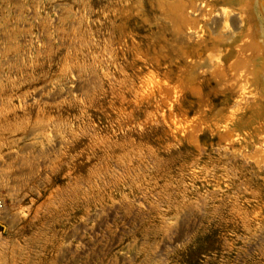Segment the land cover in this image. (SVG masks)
I'll return each instance as SVG.
<instances>
[{
    "label": "rangeland",
    "instance_id": "374dc122",
    "mask_svg": "<svg viewBox=\"0 0 264 264\" xmlns=\"http://www.w3.org/2000/svg\"><path fill=\"white\" fill-rule=\"evenodd\" d=\"M174 1L0 0V264H264V0Z\"/></svg>",
    "mask_w": 264,
    "mask_h": 264
},
{
    "label": "bare ground",
    "instance_id": "6f19581e",
    "mask_svg": "<svg viewBox=\"0 0 264 264\" xmlns=\"http://www.w3.org/2000/svg\"><path fill=\"white\" fill-rule=\"evenodd\" d=\"M187 1V0H185ZM185 1L182 0H175L174 4H172L170 10L168 11V18L169 19H175L178 20V25H177V38H186L189 40V43H200L202 42L199 38L197 37V30H195V27L192 24L195 23L196 19L198 20L199 18H206L213 13V15H218L222 17H226L229 12H230V1L231 0H224V3L217 8H214L210 2V0H188L187 5ZM157 2V1H156ZM171 2V0H170ZM163 3V1H162ZM185 3V4H184ZM164 4V3H163ZM157 5V4H156ZM174 5V6H173ZM211 6L214 8L212 9ZM160 9V8H159ZM161 10V9H160ZM164 11V10H162ZM199 12V13H198ZM161 13V12H160ZM167 13V12H166ZM162 16V15H161ZM166 16V15H165ZM164 16V17H165ZM188 16H191L192 19H189ZM162 17V18H164ZM190 17V18H191ZM122 18V17H121ZM168 18L164 21H168ZM215 17L212 19L214 20ZM112 20V19H111ZM166 21V22H167ZM171 21V20H169ZM207 22V21H206ZM219 22V21H218ZM177 23V22H176ZM172 24H175L174 22ZM198 25V24H197ZM206 25V23H205ZM210 26V25H208ZM170 27H173L170 25ZM194 27V28H193ZM214 27V26H213ZM210 28V27H209ZM216 28V27H215ZM172 30V29H171ZM187 30V31H186ZM213 30V28H212ZM211 31V30H210ZM213 34V33H212ZM216 34V35H215ZM215 36L214 38H210V40L214 43L219 41V43H226V41L230 40V42H234L235 40L232 38L234 35L232 34L231 30H229L226 27H223L221 24L218 25V28L215 30ZM211 35V34H210ZM160 38V37H159ZM175 40V39H174ZM182 40V39H181ZM250 43V42H249ZM244 50V49H243ZM244 52V51H243ZM215 53V52H214ZM188 54V53H186ZM230 55V54H229ZM227 56L228 57V67L229 70L232 73H237L239 71V67L243 66L244 62L237 61L236 59H232V56ZM193 56L185 55V61L187 62L186 64H190L192 61ZM198 57V56H197ZM154 58V57H153ZM199 60V59H198ZM234 60V61H233ZM195 61V60H194ZM202 61V60H201ZM209 61V59H208ZM231 61V62H230ZM196 62V61H195ZM198 62V61H197ZM200 62V61H199ZM201 65L200 63H197V65ZM237 64V65H236ZM197 65H195L197 67ZM246 65V64H245ZM200 67V66H199ZM241 69V68H240ZM238 70V71H237ZM240 72V71H239ZM240 77V76H239Z\"/></svg>",
    "mask_w": 264,
    "mask_h": 264
}]
</instances>
